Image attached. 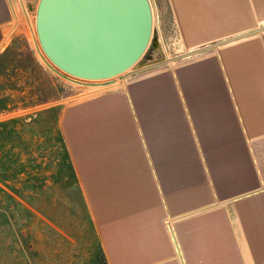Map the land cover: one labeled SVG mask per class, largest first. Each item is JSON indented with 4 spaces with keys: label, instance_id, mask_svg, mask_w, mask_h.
Listing matches in <instances>:
<instances>
[{
    "label": "crops",
    "instance_id": "crops-1",
    "mask_svg": "<svg viewBox=\"0 0 264 264\" xmlns=\"http://www.w3.org/2000/svg\"><path fill=\"white\" fill-rule=\"evenodd\" d=\"M172 1L196 3L175 19L200 55L65 112L93 220L109 264H264V68L246 73L264 0ZM15 15L0 0V45ZM219 45L245 67L236 90Z\"/></svg>",
    "mask_w": 264,
    "mask_h": 264
},
{
    "label": "rangeland",
    "instance_id": "rangeland-1",
    "mask_svg": "<svg viewBox=\"0 0 264 264\" xmlns=\"http://www.w3.org/2000/svg\"><path fill=\"white\" fill-rule=\"evenodd\" d=\"M10 1L16 15L0 45V264H109L64 135L65 112L117 88L141 62L164 61L140 70L149 72L200 55H185L193 51V39L187 40L193 34L182 33L175 19L177 12L199 15V9L193 1L149 0L152 40L136 65L85 80L64 73L43 52L35 26L39 0ZM213 48L238 89L239 67H245L233 60L237 50ZM256 52L257 59L244 51L252 64L246 73L264 68V53Z\"/></svg>",
    "mask_w": 264,
    "mask_h": 264
},
{
    "label": "water",
    "instance_id": "water-1",
    "mask_svg": "<svg viewBox=\"0 0 264 264\" xmlns=\"http://www.w3.org/2000/svg\"><path fill=\"white\" fill-rule=\"evenodd\" d=\"M35 26L43 52L57 68L99 80L136 65L152 40L153 15L149 0H39ZM161 63L141 62L132 70Z\"/></svg>",
    "mask_w": 264,
    "mask_h": 264
},
{
    "label": "bare ground",
    "instance_id": "bare-ground-1",
    "mask_svg": "<svg viewBox=\"0 0 264 264\" xmlns=\"http://www.w3.org/2000/svg\"><path fill=\"white\" fill-rule=\"evenodd\" d=\"M34 23V22H33ZM129 72V70H127ZM127 73V72H126ZM124 77V76H123Z\"/></svg>",
    "mask_w": 264,
    "mask_h": 264
}]
</instances>
